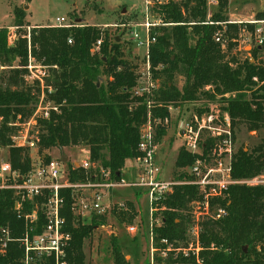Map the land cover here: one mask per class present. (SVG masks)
Returning a JSON list of instances; mask_svg holds the SVG:
<instances>
[{
	"label": "trees",
	"instance_id": "obj_1",
	"mask_svg": "<svg viewBox=\"0 0 264 264\" xmlns=\"http://www.w3.org/2000/svg\"><path fill=\"white\" fill-rule=\"evenodd\" d=\"M207 2L161 0L150 8L167 24L158 28L156 42L150 47L151 71L159 83L154 100L162 104L153 108L152 114L164 117L168 115L166 105L176 106L201 98L213 101L218 95L233 127L244 123L251 130L264 128L262 50L252 46L245 51L243 60L233 55L232 50H243L237 47L238 28L234 23L225 26V46L215 42L213 35L221 26L214 23L228 20V0H216V10L210 15ZM255 18L264 19V10L258 12ZM14 26L19 28L20 35L13 45L7 43V29H0V66L9 68L8 75L3 78L0 75V81L5 82L4 87L0 86V148L8 149L12 170L20 175L30 170L32 149L48 160L45 151L84 144L88 146L92 161L109 169L115 179L120 178L125 160L138 155L139 127L147 112L144 98L132 95L136 69L125 58L121 36H110L106 30L82 22L70 28L49 25L29 27L19 10L15 11ZM24 26L29 27V31L22 30ZM99 38L100 53L94 54L91 47ZM68 39L71 43L67 42ZM29 56L50 72L41 78L42 89L38 80L33 81L35 89L23 86L28 75L26 66ZM103 74L106 77L104 83L100 82ZM178 78L182 79L180 87ZM42 92L43 102L52 103L55 110L50 108L47 117H34L35 125L30 131L33 148L16 146L12 138L21 129L16 124L30 119ZM197 111L200 112L199 109ZM166 130V126L157 128L155 142ZM209 143L207 140V145ZM104 150L108 153L106 159L102 154ZM193 160L194 156L181 147L174 166L182 169ZM66 166L71 181L86 177L83 169L74 168L71 163ZM262 172L263 143L252 149H237L232 161V178H250ZM184 177L180 172L176 178ZM62 193L65 200L61 213L65 228L71 235L67 249L68 264H83V242L94 228L105 224L107 216H113L119 223L130 224L137 215L134 204L126 201L123 210L113 208L107 215L93 216L89 222L82 224L70 209L69 191ZM197 198L193 186H174L163 202L166 209L160 213L161 223L154 228L156 246L160 245L161 238L176 246L187 244L185 233L191 224L189 204ZM13 199L12 190L0 191V226H8L17 236L23 230V220L13 210ZM215 204L224 207L226 214L217 220L200 221L199 261L190 254L187 257L177 255L174 259L170 255L166 262L264 264V186L230 185L223 199L210 203L211 208ZM110 241L115 264H122L114 237ZM19 256L16 244L10 243L7 250L0 253V264H15Z\"/></svg>",
	"mask_w": 264,
	"mask_h": 264
},
{
	"label": "built area",
	"instance_id": "obj_2",
	"mask_svg": "<svg viewBox=\"0 0 264 264\" xmlns=\"http://www.w3.org/2000/svg\"><path fill=\"white\" fill-rule=\"evenodd\" d=\"M161 0H145L147 13L144 21L140 23H120L118 26L127 35V39L134 48L142 52L143 69L136 73L135 85L132 95L143 97L146 103V118L139 127V141L137 143L138 155L132 158V178L126 180L120 176L115 179L109 169L103 168L97 161L90 159L89 150L81 161H72L74 168L84 170L86 177L71 181L68 171L62 169L59 158L48 160L40 155L37 160L31 158L30 170L25 175H20L12 170L8 160L0 161V191L12 190L13 210L19 219L23 220V230L14 236L8 226H0V253H4L10 243H15L20 250V256L15 264H68L67 249L71 241L70 232L65 228V219L62 208L65 200L63 191L68 190L71 199V211L80 223L89 222L93 216L107 215L113 208L123 210L126 201H117L112 197V191L117 188L132 187L146 194L147 216L146 233L149 242L150 255L158 251L162 256L193 255L198 262V253L201 250L199 234L200 221L204 219L217 220L226 214L224 207L210 203L223 199L230 185L240 184L247 186H264V172L250 178L234 179L231 176L232 161L237 149L235 147V133L232 121L222 106H214L209 102L203 111L194 110L183 121V126L177 128L178 134L183 138L181 147L194 156L193 162L181 170L184 178L162 179L157 163L154 140L158 127H168L171 120L173 106L166 105L168 115L164 117L153 116L152 109L161 107L162 104L154 100V94L159 88L158 81L153 78L150 63V47L156 42L158 28L166 26L162 19L155 14H150V8ZM216 0H208L207 5L216 4ZM152 13V12H151ZM209 24L213 22L208 21ZM234 23L238 28V42L241 48L252 44L264 51V19L251 18L242 22L228 19L219 22L221 29L213 35V40L222 47L226 44L227 24ZM78 24L66 21L60 17L49 26L57 28H70ZM251 26V28H249ZM140 28V29H139ZM8 29V28H7ZM14 30L13 28H9ZM7 43L13 45L15 31H7ZM71 43V40H67ZM101 38L97 39L91 47L94 54L100 53ZM30 56L26 69L28 79L38 80L43 88L42 76L35 75L31 78L29 73L37 72L39 65H32ZM34 62V61H33ZM256 81L255 78H253ZM50 91V89L48 90ZM55 107L43 105V92L28 126L35 124V116L47 117L48 110ZM184 119V118H183ZM182 119V120H183ZM29 132L28 129L25 131ZM16 135L12 139L16 146L34 147L31 136L23 135L22 140ZM18 140V141H17ZM207 140L209 144L207 145ZM190 185L197 191L198 198L189 204L191 224L189 233L191 239L186 246H176L166 238L159 240V246L154 242V228L161 223V211L166 209L164 200L171 194L174 186ZM134 221L127 224L129 233H137L139 223L138 210ZM160 212V213H159ZM159 213V216L157 214ZM102 226V225H101ZM97 228V227H96ZM152 264V262L150 263Z\"/></svg>",
	"mask_w": 264,
	"mask_h": 264
},
{
	"label": "rangeland",
	"instance_id": "obj_3",
	"mask_svg": "<svg viewBox=\"0 0 264 264\" xmlns=\"http://www.w3.org/2000/svg\"><path fill=\"white\" fill-rule=\"evenodd\" d=\"M216 7L217 3L209 4L208 15L215 11ZM123 9H125L124 12H122ZM16 10L22 12L24 21L30 25L29 27L51 25L55 23L56 18L63 17L66 21L83 19L82 23L98 26L106 30L110 36L120 35L125 58L135 65L136 73L143 69L141 50L133 47L131 42L127 39L125 32L117 25L126 22L140 23L144 21L147 13L145 0H0V29L8 28L7 31H15V36L17 38L20 32L19 28L14 26ZM262 10H264V0H228L226 6L227 17L235 22H242L247 19L255 18V15ZM150 14L155 16L154 13L150 12ZM29 27L24 26L22 30L25 28L26 31H29ZM9 28H13L14 30H10ZM237 43V47L240 49L241 47L238 46V40ZM252 46V44H247L242 48V51L232 50V54H236L238 59L243 60L246 57L245 50L249 51ZM261 53L262 63L264 65V51ZM250 61H252V59ZM14 64H16V62H14ZM31 64L38 65L33 61ZM47 73L50 74L46 67H40V69L37 68V72L29 73V75L34 79L36 78V74L46 77L48 75ZM8 74L9 68L0 66V75L2 78ZM105 78L103 74L100 82L104 83ZM34 80H30L26 77L23 86H32V89H35L33 87ZM177 84L179 87L181 86V78L177 79ZM0 86H5L4 80L2 82L0 81ZM229 96L230 94L225 95V98ZM40 98L41 93L38 95L34 109H36ZM221 100L220 96L217 95L213 101H207L201 98L194 102L178 103L176 106L172 105L173 111L166 133L156 142V158L162 179H174L181 172L180 169L174 166L177 152L181 148L183 142V138L178 134L177 128L183 126L185 118L194 110L197 111L199 109L203 111L209 102H213L214 106L220 107L223 105V102H220ZM44 104L52 105V103L46 101L43 102V105ZM27 122L16 124L21 127L17 133V135L20 136L19 140H22L23 135L31 136L30 131L35 124L33 126L32 124L28 126ZM26 129H28L29 132L26 133ZM234 133L236 149H252L260 143L264 144V128L251 130L244 123H240L234 127ZM86 150H88V146L84 144L64 148L62 152L67 156V160L62 162V169L66 172L67 163H71L72 161L79 162L84 159L88 154ZM60 151L61 149L53 148L44 153L51 158L60 159ZM30 154L33 161L40 157V154L35 149H32ZM102 154L106 159L108 156L107 151L104 150ZM1 160H8V149L6 147L0 148V161ZM133 166L134 161L132 159L125 160L121 170V175L124 179L130 180V178H132L131 173ZM136 192H138L137 195L135 194ZM112 197L117 201H130L134 204L135 209L138 210V219H136L135 223L137 224V222L139 223L141 220L139 226L137 225V233L132 234L127 232V224L119 223L117 219L111 215L107 216L105 224L94 228L90 237L84 240L83 252L85 258L83 264H115L111 251L112 243L110 240L112 237H114L120 255L122 256V264H150L151 262L152 264H182L166 262L169 261L170 257L168 256H170V254L162 256L156 251L152 256L150 255L146 233V216L148 208L146 194L143 191L132 187L117 188L112 191ZM159 213L157 216H159ZM185 237L186 241L189 242L191 239L189 227L187 228ZM178 246H182V244ZM173 253L172 259L177 257V253Z\"/></svg>",
	"mask_w": 264,
	"mask_h": 264
},
{
	"label": "water",
	"instance_id": "obj_4",
	"mask_svg": "<svg viewBox=\"0 0 264 264\" xmlns=\"http://www.w3.org/2000/svg\"><path fill=\"white\" fill-rule=\"evenodd\" d=\"M125 9L122 10V12H124ZM83 21V19H76L75 22L76 23H81ZM67 160V156H65L62 152V150L60 151V161L61 162H65Z\"/></svg>",
	"mask_w": 264,
	"mask_h": 264
},
{
	"label": "crops",
	"instance_id": "obj_5",
	"mask_svg": "<svg viewBox=\"0 0 264 264\" xmlns=\"http://www.w3.org/2000/svg\"><path fill=\"white\" fill-rule=\"evenodd\" d=\"M229 19V18H228ZM245 50V49H244ZM245 51H247V50H245ZM248 55V54H247Z\"/></svg>",
	"mask_w": 264,
	"mask_h": 264
}]
</instances>
